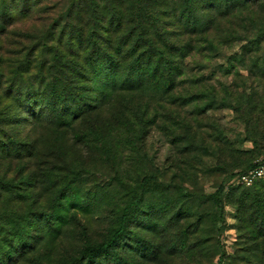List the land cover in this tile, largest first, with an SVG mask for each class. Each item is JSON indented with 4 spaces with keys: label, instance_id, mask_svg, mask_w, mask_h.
<instances>
[{
    "label": "trees",
    "instance_id": "obj_1",
    "mask_svg": "<svg viewBox=\"0 0 264 264\" xmlns=\"http://www.w3.org/2000/svg\"><path fill=\"white\" fill-rule=\"evenodd\" d=\"M28 18L40 24L31 30L19 28ZM234 42H241V48L233 57L248 63V74H264V54L259 55L264 0H0V165H6L0 172H14L0 180V216L14 225L10 242L34 250L45 234L38 224L44 213L37 222H20L22 207L33 214L30 194L45 181L70 186L98 164L117 166L111 160H122L127 149L139 152L137 143L155 127L169 140L181 129L187 139L197 137V121L192 126L185 114L171 110L190 108L196 99L185 92L196 89L202 96L208 79L194 73L202 66L192 69L186 60L217 57ZM232 72L225 69L226 74ZM101 75L105 81L92 98V86ZM191 79L190 87L184 84ZM194 113L198 117L203 110L194 108ZM251 120L255 125L249 121L246 127L253 132V146L264 145V113L257 112ZM13 123L27 124V132L13 134ZM263 157L264 152L233 178L256 167ZM153 178L144 175L135 182L114 230L85 245L73 264L92 263L116 251L130 209ZM238 186L261 187L264 182ZM223 190L221 183L212 195L217 210L222 209ZM65 193L59 189L60 196ZM52 219L49 223L46 217V222L54 230L67 221L58 213ZM262 250L249 251L241 261L264 264V244ZM9 259L0 264H16ZM222 262L221 255L217 264Z\"/></svg>",
    "mask_w": 264,
    "mask_h": 264
},
{
    "label": "rangeland",
    "instance_id": "obj_2",
    "mask_svg": "<svg viewBox=\"0 0 264 264\" xmlns=\"http://www.w3.org/2000/svg\"><path fill=\"white\" fill-rule=\"evenodd\" d=\"M39 24L28 18L18 27L31 30ZM240 48L241 42H234L217 57L196 55L186 60L192 69L202 66L201 72L194 73L208 79L203 81L202 96L196 89L185 92L196 99L190 108L171 110L185 114L192 126L197 121V137L187 139L181 129L175 139L169 140L161 128L155 127L142 143H137L139 152L127 149L122 160H111L118 167L98 164L82 173V181L70 186L67 182L57 186L45 181L30 194L33 214L23 207L20 211L22 225H28L29 219L37 222L44 213L38 224L45 234L34 250L24 249L22 242H10L14 225L0 216V261L6 263L10 258L16 264H73L85 245L105 239L114 230L123 206L132 198L135 182L144 175L154 178L139 192L140 202L130 209L116 251L80 264H217L221 255L222 264H247L241 257L254 249L263 251L264 186L243 188L233 181L235 172L264 152V145L253 146V132L246 127L249 121L255 125L251 118L257 112L264 113V74H248V63L241 64L233 57ZM261 48L259 55L264 54V42ZM260 65L262 68V60ZM226 68L233 72L226 74ZM192 80L184 84L190 87ZM104 81V75L95 80L92 98ZM194 108L203 113L196 117ZM162 113L159 115L163 117ZM9 126L15 135L28 130L23 123ZM5 168L0 165V171ZM2 176L8 179L14 172H0V180ZM221 183L222 209L217 210L212 195ZM60 188L67 195L60 196ZM6 197L4 194L3 200ZM57 213L67 221L57 230L50 229L46 217L51 223Z\"/></svg>",
    "mask_w": 264,
    "mask_h": 264
},
{
    "label": "built area",
    "instance_id": "obj_3",
    "mask_svg": "<svg viewBox=\"0 0 264 264\" xmlns=\"http://www.w3.org/2000/svg\"><path fill=\"white\" fill-rule=\"evenodd\" d=\"M233 181L236 184L246 187H249L258 181L264 182V157L260 160V163L256 167L245 173L236 175L233 178Z\"/></svg>",
    "mask_w": 264,
    "mask_h": 264
}]
</instances>
